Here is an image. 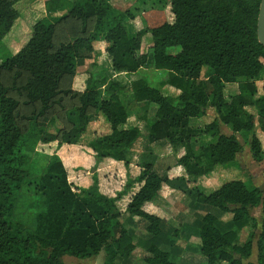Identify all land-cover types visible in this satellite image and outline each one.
Wrapping results in <instances>:
<instances>
[{
  "label": "trees",
  "instance_id": "obj_1",
  "mask_svg": "<svg viewBox=\"0 0 264 264\" xmlns=\"http://www.w3.org/2000/svg\"><path fill=\"white\" fill-rule=\"evenodd\" d=\"M37 1L0 0V40L20 15L16 4L22 3L25 14L35 20L28 22L27 41L0 60V264H65L63 255L86 258L100 251L101 264H119L137 247L146 251L147 264H181L170 258L180 251L175 242L180 226L143 208L163 184L211 207L192 223L206 264H242L251 256L254 239L255 264H264L262 189L238 178L211 191L190 185V178L236 162L242 150L236 133L248 143L254 161L264 158L255 129L257 125L264 132V80L261 91L254 82L264 70V46L257 39L261 0H158V6L148 7H139L136 0L125 9L109 0H58L53 6L44 1L46 14L36 19L31 8ZM156 6L168 8L170 20L152 27L142 20L144 30L131 33L130 21ZM63 10L48 19L47 13ZM146 33L151 36L153 67L167 71L163 83L178 89L176 96L141 77L128 84L117 78L145 65L147 52L141 44ZM95 42L105 43L117 75L86 77L83 89H76L77 61L92 56ZM173 47L177 50L169 52ZM235 82L238 93L226 96L225 85ZM127 87L134 101L156 105L144 136L182 147L176 164L184 175L161 176L152 162L140 158L139 173L114 196L99 191L95 174L86 187L69 182L58 154L40 152L37 144H85L96 156L128 164L131 147L143 134L138 126L125 124L132 112L145 122L147 118L123 101ZM208 108L215 112L209 122L200 128L189 124ZM98 115L109 130L85 140L90 121ZM53 120L61 125L56 132L47 130ZM221 124L231 133H223ZM134 183L138 188L131 192ZM36 194L46 199L45 210L29 214L16 209L18 199ZM127 194L122 210L117 201ZM256 207L261 209L259 222L251 213ZM226 212L232 217L223 221ZM123 213L145 219L148 237L129 231L121 221ZM246 226L251 230L241 242L239 234Z\"/></svg>",
  "mask_w": 264,
  "mask_h": 264
},
{
  "label": "rangeland",
  "instance_id": "obj_2",
  "mask_svg": "<svg viewBox=\"0 0 264 264\" xmlns=\"http://www.w3.org/2000/svg\"><path fill=\"white\" fill-rule=\"evenodd\" d=\"M22 3L24 0H21ZM44 1L45 4L47 3L46 6H53L59 2L58 0H38L36 4L31 8V11L35 13V18L39 19L46 14L44 10ZM110 3L115 6L116 8L119 9H125L131 6L133 3L136 2V0H109ZM144 1V2H143ZM22 3L16 4L15 6L18 7L20 15L18 19H16L7 33V36L5 39L0 40V60H3L14 53H16L20 47L27 41L29 35H30V26H29V21L35 22L34 18H31L30 15H26L25 13L26 10L25 8L22 7ZM151 4H157L158 6V0H140L138 2L139 7H148ZM19 5V6H18ZM148 9L144 11L141 15V17H136L135 19L131 20L128 26L129 31L135 32L138 30H144L143 26L144 23L147 24L148 27L156 26L164 21H167L168 18L170 20L171 18V13L169 9ZM63 11H57L54 13H47L49 16L48 19L52 20V18H55L59 15H61ZM143 20V22H142ZM127 25V23H126ZM150 44H151V36L149 33L144 34L142 37V48L145 49V52H147V61L144 67L140 68L134 73L135 78H144L150 85L155 86L157 88H160L164 93L171 95V96H176L178 95L177 89L171 86L164 85V80L167 75V71L164 69H155L152 64V50L150 49ZM105 43L104 42H95V48L96 50L92 54L90 58H83L78 60L77 62L78 65L77 67V76L78 80H80L85 76L86 77H94V78H101L103 76L110 77V76H116L117 74L112 70L111 64H110V59L107 56V54L104 51ZM177 48H169V52H174L176 51ZM264 80V70L260 73L259 76H257L254 79L255 84L258 87V90L261 91V84L262 81ZM171 87V88H170ZM170 90H169V89ZM168 89V90H167ZM130 87L126 88L125 92V99L123 101L126 104H130V107L133 108L138 115H145L146 116V122L144 123V128L141 129L142 134L145 135L147 132V124L154 118V112L156 105L154 104H145V103H139L133 100L131 94H130ZM172 90V91H171ZM238 93V83H227L225 85L224 89V94L226 96H231L235 95ZM247 110L255 113V110L252 107H247ZM207 112L210 115V117H205L204 115L202 117H193L190 118V125L192 126H198L202 125L201 123L203 122H209L214 116L215 112L212 108H208ZM133 113V112H132ZM134 114V113H133ZM102 117L101 115H98ZM256 119V115H255ZM60 123L58 121L53 120L47 125V130L50 132H56V130L60 127ZM204 126V125H203ZM226 126V125H225ZM201 126H198L197 128H200ZM256 134L258 138L260 139L262 146L264 148V132H262L258 126L256 125ZM92 136V130L90 127H88V131L84 135L85 140L90 138ZM237 139L242 145V150L237 154L236 156V162L232 163L230 167L228 168H219L217 173L212 176V181L210 180V187L209 188H217L221 183L224 181L230 180V179H242L245 182L252 183L254 185H257L259 188L262 189L263 191V196H264V178L262 176V167L264 163V158L262 162H256L252 159L250 150H249V145L245 141V139L240 135V133H236ZM83 142H85L83 140ZM54 143L55 141L51 143H43L39 142L36 146V149L40 152L48 153L51 154L55 152L56 154L58 153V150L54 148ZM89 149V151L87 150ZM86 152L87 154L85 155V163L87 162V170L93 171L97 166H101L103 170H108L110 173L113 174V186H115L118 190H121L123 188V185L127 180H132V178L135 176L131 175L132 173L127 170V172H120L118 168H115L116 163H120L119 161L122 160H116V159H106L110 157H104V156H96L95 151L87 146ZM92 155V156H91ZM147 158V157H146ZM61 159V158H60ZM145 159V157H144ZM62 163L66 169L67 172V177L69 182L76 178L75 176L77 173L81 171L80 168L74 166L72 162L67 158L66 153L63 155ZM103 160H107L110 162V165L106 167V164H99V162H102ZM147 160V159H146ZM168 164L169 160H166ZM116 162V163H115ZM165 162V161H164ZM136 173V172H135ZM220 174V175H219ZM105 185V184H104ZM107 185V184H106ZM110 187H112L111 184H109ZM109 185L107 187H109ZM119 185V187H117ZM133 188H137V184H133ZM121 188V189H120ZM213 188V189H214ZM73 190V189H72ZM103 189H99L100 192H102ZM106 190V191H105ZM105 192L108 191V189L105 187L104 189ZM134 191V190H133ZM211 191V190H210ZM76 192V191H74ZM115 193V192H114ZM105 195H108V193H104ZM109 196V195H108ZM125 197V196H124ZM123 197V198H124ZM122 198V199H123ZM119 200L117 201V204L119 208L122 210L125 207V200ZM47 204H46V199L41 195V194H36L31 197V195L27 197H23V199H18L16 203V209L19 211H22V213H31L33 211H43L45 210ZM259 210L260 208L254 209L253 213L255 216L259 217ZM30 216V215H29ZM131 216L127 215L126 213H123L121 216V221L124 223L125 226L128 227L127 221L129 220ZM144 223L145 220L141 219ZM28 221V220H26ZM30 222V221H29ZM135 224V223H134ZM134 230L140 231V227L138 224H135L132 226ZM249 231L251 230V227H248ZM131 230V229H130ZM132 231V230H131ZM239 240H243V234H240ZM255 246V244H254ZM256 250V246L254 248ZM62 261L65 264H101L104 260V252L100 251L97 255H94L92 257H86V258H79V257H74L70 255H63L61 257ZM119 262V260H118Z\"/></svg>",
  "mask_w": 264,
  "mask_h": 264
},
{
  "label": "crops",
  "instance_id": "obj_3",
  "mask_svg": "<svg viewBox=\"0 0 264 264\" xmlns=\"http://www.w3.org/2000/svg\"><path fill=\"white\" fill-rule=\"evenodd\" d=\"M144 14L145 13H143L142 16H144ZM6 36L4 37V39L6 38ZM141 51H145V49L142 48V45ZM78 63L79 62H77V65ZM144 66L145 65H143V67ZM134 73L135 72L119 73L117 75V78L128 84L131 81L137 79L134 77ZM84 82L85 76L81 80L80 78L78 80V77L76 75L74 79V88L80 90L83 89ZM178 91L179 90L177 89V93ZM124 92H126V89ZM208 113L209 112L204 115L207 118L210 117ZM144 123L145 122L143 120L137 118L133 113H131L128 121L125 124V127L138 126L141 130L142 128H144ZM205 123L206 122H203L201 123L202 125L198 126L202 127ZM89 127L92 130V136L106 133L109 130L108 124L100 116H95L90 121ZM220 129L225 134L231 133L230 128L223 124L220 125ZM54 148L58 150L57 154L61 159H63V155H65L66 153V156L70 160V162H72L74 166L81 169V171L75 175L77 177L72 180L77 186H88L92 181V175L95 174L98 179L99 189H103L102 193H108L109 196H114L118 191H120L115 186H113V172L110 173L108 170H103L101 166H97L92 172L87 170V165L89 163H85V155L87 154V146L85 144H62L58 146L55 142ZM89 149L87 148L88 151ZM183 153L184 150L182 147H172L164 138L148 141L146 139V136L143 135L139 137L137 141L132 145L129 155V163L126 164L124 163V161H119L120 163L115 162L116 164L114 165L115 168H118L121 173H125L128 170L132 173L131 175L136 176L140 171V158L144 159L145 157V160L147 159L148 161L153 163V168L159 175H168L169 177H173L177 175H184L182 166L176 164L177 158H179ZM106 159L109 160L111 158ZM166 160H169L168 164H166ZM103 163L106 164V167L110 165V162H108L107 160L99 162V164ZM218 169L219 168L215 169L208 176L198 177L194 179L190 178V185H200L205 189V191L214 190V187V189L209 188L210 180L212 179V176L217 173ZM109 184H111L112 187H110ZM108 185L109 187H107ZM105 187L108 189L107 192H105L106 190L104 191ZM117 187H119V185ZM133 190L136 191L135 189H132L131 192H134ZM129 195L130 194L125 195L122 200H125V202L127 203L129 200ZM143 208L147 212L154 213L156 215H159L160 217L169 218L171 222H173V224H175L176 226H180V232L175 241L180 251L174 252L175 254L170 256L172 260L177 261L181 264H206L205 257L199 253L198 247L200 239L197 235L196 227H194L192 223L195 221L198 214H204L211 210V207L209 205L196 202L192 196L185 195L182 191L172 189L168 185L163 184L158 194L150 202L145 203ZM257 208L260 207L253 208L251 210V213L256 218L257 222H259V219L261 217V209L259 210V217L255 216V214L253 213V210ZM231 217L232 214L230 212H226L221 216V219L223 221H228L229 219H231ZM141 219L143 218L131 216L127 221L129 231L132 230L131 232L136 234L137 236L148 237V234L145 231L147 221L144 219V223ZM134 223L138 224V226L141 228L140 231L133 229L132 226L135 225ZM248 227L250 226H246L241 231V233L243 234V240L241 242H244L247 239L249 233ZM255 240L256 239H254L252 244L251 256L248 259L243 260L242 264H246L247 262H252L254 264L256 263L257 250L254 249ZM146 254L147 253L144 249L137 247L133 250L129 257L119 259V264H147L144 261V256Z\"/></svg>",
  "mask_w": 264,
  "mask_h": 264
},
{
  "label": "water",
  "instance_id": "obj_4",
  "mask_svg": "<svg viewBox=\"0 0 264 264\" xmlns=\"http://www.w3.org/2000/svg\"><path fill=\"white\" fill-rule=\"evenodd\" d=\"M257 39L258 42L264 46V0L260 1L257 16Z\"/></svg>",
  "mask_w": 264,
  "mask_h": 264
}]
</instances>
